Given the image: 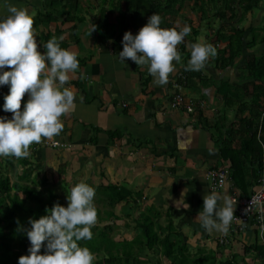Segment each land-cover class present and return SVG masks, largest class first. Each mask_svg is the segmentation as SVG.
Listing matches in <instances>:
<instances>
[{
	"label": "crops",
	"instance_id": "0c3cea01",
	"mask_svg": "<svg viewBox=\"0 0 264 264\" xmlns=\"http://www.w3.org/2000/svg\"><path fill=\"white\" fill-rule=\"evenodd\" d=\"M50 1L0 0V18L8 15L10 4L29 9L41 51H46L44 46L51 37L63 36L60 42L78 52L79 69L68 82L76 92L75 107L61 117L64 128L59 135L43 138L59 140L66 146L29 149L35 153L37 167L48 162L42 159L44 156H55L66 162L73 182L81 179L84 171L98 178V189L104 193L110 194L108 188L112 192H130L132 195L126 201H117L110 212L116 228L125 216L129 217L126 219H130L133 229L129 243L142 232L138 222L158 214L154 230L160 239L172 225L176 230L174 241L195 239L205 246L209 242V250L219 248L228 259L238 255L250 264H260L263 259L257 246L263 244L252 221L246 220L241 229L232 230L228 244L215 246L214 239L218 242L220 233L205 231L195 217L203 209L204 195L212 191L206 180L207 170L230 168L231 160L224 159L221 151L240 147L247 137L245 129H240V120L257 112L253 101L264 95L258 89L264 86L263 78L250 75L248 68L256 57L264 55V10L258 7L244 12L240 6L237 18L229 22L211 18L209 12L203 20L199 7L175 12L168 19L170 28L179 21L190 25L192 31L177 45L181 60L174 61V71L167 84L161 86L154 82L147 65L119 58L123 44L116 12L110 17L113 36L100 42L94 26L102 0H80L77 7L64 2L57 8L62 11L59 14ZM74 25L76 30L72 31ZM143 25L131 28L133 34ZM235 28L244 30L242 45L236 58L227 62ZM201 40L212 43L217 55L209 59L203 70H186L190 45ZM141 73L150 77L147 88L142 86ZM8 90V85L0 86V115L10 118L11 112L2 108ZM175 94L193 103L194 112L172 109L170 101ZM27 98L26 93L23 100ZM109 132L115 135L110 138ZM94 134L96 143L91 141ZM257 185L258 182L249 191L253 193ZM218 191L241 195L230 176ZM187 204L189 207L185 208ZM161 217L167 225L165 234ZM142 249L154 248L143 246L137 250Z\"/></svg>",
	"mask_w": 264,
	"mask_h": 264
},
{
	"label": "clouds",
	"instance_id": "9594fccd",
	"mask_svg": "<svg viewBox=\"0 0 264 264\" xmlns=\"http://www.w3.org/2000/svg\"><path fill=\"white\" fill-rule=\"evenodd\" d=\"M161 22V15L152 13L135 34L126 30L119 58L147 65L154 82L162 86L175 69L174 61L181 60L177 45L192 28L179 21L163 28ZM33 25L29 9L12 4L8 15L0 18V86H9L2 108L12 114L10 118L0 115V156L27 157L33 143L61 133V117L75 107L76 92L68 82L79 69L78 52L61 46L63 36L51 37L44 46L46 51H41ZM216 55L212 43L194 42L185 68L203 70ZM26 93L28 98L23 100ZM95 195V187L80 181L67 193L66 206L56 202L44 215L29 217L28 226L18 222V230L30 241L27 254L18 257V264H94L95 254L80 242L93 237ZM236 204V196L213 190L204 195L203 209L195 218L205 231L227 234L236 216Z\"/></svg>",
	"mask_w": 264,
	"mask_h": 264
},
{
	"label": "trees",
	"instance_id": "16d2710c",
	"mask_svg": "<svg viewBox=\"0 0 264 264\" xmlns=\"http://www.w3.org/2000/svg\"><path fill=\"white\" fill-rule=\"evenodd\" d=\"M64 2L72 4V7H77L80 0H51L50 5L55 6V11L59 14L62 11L57 8L63 5ZM262 2L264 0H209L208 3L204 0H102L98 6V18L95 27L98 28L100 42L105 43L114 34L111 31L110 17L115 12L117 13L116 20L120 30L119 35L123 37L126 30L131 31V28L136 29L138 26L145 24L152 13L161 15V27L170 28L168 19L175 12L188 7L191 10L199 7L203 20H206L207 10L205 8L212 6L214 8L212 18L229 22L237 18V11L240 6L246 12L258 8ZM139 19L140 21H138ZM71 30L75 31L76 26H72ZM243 33L244 30L242 29L235 28L233 30L230 41V55L227 62L234 60L240 51ZM61 46L66 48L64 43H61ZM248 68L250 75L257 78L261 77L264 80V55L256 57ZM140 75L142 86L147 88L150 81L149 75L145 73ZM258 89L264 94V86H258ZM252 105L258 107L257 112L252 114L249 119L240 120V129L244 128L247 135L245 140L241 142L239 148L225 147L221 151L224 159L231 160L229 176L234 186L240 190V197L242 198H247L252 194L249 188L257 184L263 166L264 95L261 98L254 99ZM95 132L97 134L98 130ZM96 134L91 137L93 143L97 141ZM114 135L115 133L109 132L110 138ZM29 152L30 154L27 157L6 156L0 162V264H18V257L27 254L30 241L24 232L18 230V222L21 225L28 226L29 217L38 218L44 215L46 208H51L56 202L63 204L60 196L52 189L53 185H58V179L52 178L49 181L47 177L39 178L37 165L34 161L35 153L33 151ZM4 163L6 165L2 166ZM3 167H8L16 174L15 181H12L8 169L4 170ZM108 190L110 191L109 195L113 196L116 201H126L127 196L132 195L128 191L112 192L110 188ZM106 213L111 218V213ZM99 215L100 211L97 209V217ZM150 216H147L143 222H138L142 232L138 238L128 243L129 246H124L127 249L123 247V256L119 255L118 252L122 243L107 238L108 234L104 229L99 228L97 224L92 228V239L80 243L88 246L94 254H98L102 248L105 249L107 256L95 260L94 264H130L135 246L139 249L143 246L148 249L158 246L161 248L162 256L167 260H171L174 264H233L235 261L234 258L223 259L219 257L221 256L219 248L207 251L202 247L197 254L191 257L186 245L181 244L175 248L176 243L172 236L176 233L175 228L172 225L169 226V232L160 239L154 230V219L158 214ZM217 246L222 245L217 242ZM249 248L250 246L247 249ZM257 249L261 261L263 259L260 264H264V246L258 245ZM43 251L42 248L41 252ZM242 264L250 263L243 262Z\"/></svg>",
	"mask_w": 264,
	"mask_h": 264
},
{
	"label": "rangeland",
	"instance_id": "374dc122",
	"mask_svg": "<svg viewBox=\"0 0 264 264\" xmlns=\"http://www.w3.org/2000/svg\"><path fill=\"white\" fill-rule=\"evenodd\" d=\"M46 3H49V0H46ZM259 7L261 10H264V2H262L259 5ZM188 8H190V7H188ZM205 9L207 10L206 15L209 12L211 14V18H212V15L214 14V8L212 6H210V7L207 6ZM197 10L199 11V9H197ZM263 24H264V21H263ZM5 157L6 156H0V162H1V159H4ZM42 159L47 160L48 162L42 166L38 165V167H37V173H39L38 177L39 178L47 177L50 181V180H52V178L56 179L57 175H58V181H57L58 185H53L52 189L54 190V192H56L60 196L61 201L63 202L64 205L67 203V199H66L67 192H70V189L73 186V184L78 183L80 181H85V182L91 184L93 187H95L96 195L94 198V203H95L96 208L99 209L100 214H101L99 218L97 217V223L96 224H97V226H99V228L104 229V231L108 234L107 238L112 239L114 242H121L122 243V244H120L118 252L120 253L119 255L123 256L124 248H126L124 246H129V244H128L129 240L132 238L131 232L133 229H132V224L130 223L131 221H130V219H128V220L126 219L129 217L125 216L124 222L120 223V225H118V228H116V226H114V224H113L114 223L113 219L109 218L107 213H106V212H111L114 205H116L118 203L117 202L118 200L116 201V199L113 196H110L109 194L104 193V190L98 189V178H95L94 177L95 175L92 176V175L87 174L83 171L81 174V179L76 178L77 181L73 182L74 179H72V180L69 179L70 174L68 172V169L66 168V162H65V164L62 162L63 159L59 160L58 158H55V156H53V157H51V156L45 157L44 156V158H42ZM49 162H51V165L48 164ZM5 165H6V163H4L2 166H5ZM3 169L4 170L8 169V167H6V168L3 167ZM8 172L10 173V176L12 177V181H15L16 180V174H14V172L11 169H8ZM55 174H56V176H55ZM66 174H67V176H66ZM64 175H65V177H64ZM96 175H97L96 177H98V174H96ZM53 176H55V177H53ZM76 177H77V175H76ZM89 177L92 178V180L90 179L92 181V183H90V181H88ZM161 218H162L161 224L163 226V229H164L163 232L165 234V233H167V228H166L167 225H166L165 219H163V217H161ZM125 223L129 225L127 228L124 226ZM107 225H108V227H106ZM112 225L114 226V228H112L113 227ZM109 226H111V229ZM112 229H114L113 232H112ZM214 240H215V246H217L216 239H214ZM185 241L183 240V238L180 241L179 240L175 241V243H176L175 248H177L181 244L187 245L188 246L187 251L190 253L191 257L194 256L195 254H197L198 250L201 247L208 249L211 246V244L209 242H208L209 247L205 246L204 244L200 243L201 240H199L197 242L195 241V239H192L189 242H185ZM189 248H191V251ZM137 249H139V247L135 246L133 248V251H134L133 254L134 255L131 258L130 264H174L171 260H167L162 256L161 248L158 246H155L153 250H147V249L137 250ZM223 253L222 252L219 253V254H221V256H219V257L224 259L226 257L222 255ZM103 256H107V254L105 252V249L102 248L98 254H95V260H98L100 257H103ZM237 256L238 255L234 256L233 260H235V261L233 262V264H242L243 262H247V260H242L239 256L238 257ZM249 262H252V261L250 260Z\"/></svg>",
	"mask_w": 264,
	"mask_h": 264
},
{
	"label": "built area",
	"instance_id": "2783aa9c",
	"mask_svg": "<svg viewBox=\"0 0 264 264\" xmlns=\"http://www.w3.org/2000/svg\"><path fill=\"white\" fill-rule=\"evenodd\" d=\"M170 107L172 109L184 108L187 113H193L195 107L191 102H185L184 96L175 94L170 101ZM66 144L59 140H45L42 139L39 143H33L30 146L32 148L39 147H65ZM229 177V169H209L206 172V180L209 184V188L213 191H218L226 184ZM232 196H236L237 204L234 210L236 215L232 224L230 225L229 232L227 234L220 233L218 237V243L226 245L229 242V235L232 230L241 229V225L244 221L250 220L253 222L258 230L259 237L264 246V157L263 166L258 178V185L256 190L247 198H242L237 194L233 193Z\"/></svg>",
	"mask_w": 264,
	"mask_h": 264
}]
</instances>
